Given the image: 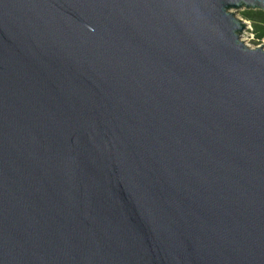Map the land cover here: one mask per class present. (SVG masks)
Wrapping results in <instances>:
<instances>
[{
    "label": "water",
    "instance_id": "water-1",
    "mask_svg": "<svg viewBox=\"0 0 264 264\" xmlns=\"http://www.w3.org/2000/svg\"><path fill=\"white\" fill-rule=\"evenodd\" d=\"M264 0H0V264H264Z\"/></svg>",
    "mask_w": 264,
    "mask_h": 264
},
{
    "label": "trees",
    "instance_id": "trees-1",
    "mask_svg": "<svg viewBox=\"0 0 264 264\" xmlns=\"http://www.w3.org/2000/svg\"><path fill=\"white\" fill-rule=\"evenodd\" d=\"M242 17L252 24V33L258 43L264 40V13L261 11H243Z\"/></svg>",
    "mask_w": 264,
    "mask_h": 264
},
{
    "label": "rangeland",
    "instance_id": "rangeland-1",
    "mask_svg": "<svg viewBox=\"0 0 264 264\" xmlns=\"http://www.w3.org/2000/svg\"><path fill=\"white\" fill-rule=\"evenodd\" d=\"M242 12L243 11H239L238 13H236L239 18H242L245 22H247L246 29L242 34V41H244V43L252 49H255L261 45H263L264 47V40L260 43L257 42L254 34L252 33V24L242 17Z\"/></svg>",
    "mask_w": 264,
    "mask_h": 264
},
{
    "label": "built area",
    "instance_id": "built-area-1",
    "mask_svg": "<svg viewBox=\"0 0 264 264\" xmlns=\"http://www.w3.org/2000/svg\"><path fill=\"white\" fill-rule=\"evenodd\" d=\"M249 25V24H248Z\"/></svg>",
    "mask_w": 264,
    "mask_h": 264
}]
</instances>
